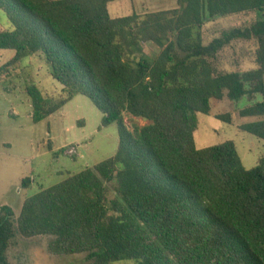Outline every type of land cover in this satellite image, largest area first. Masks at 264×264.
<instances>
[{
    "label": "trees",
    "instance_id": "16d2710c",
    "mask_svg": "<svg viewBox=\"0 0 264 264\" xmlns=\"http://www.w3.org/2000/svg\"><path fill=\"white\" fill-rule=\"evenodd\" d=\"M114 1L0 0L13 27L0 30V51L15 53L6 67L41 54L62 86L47 98L28 88L34 123L81 95L119 135L113 157L27 198L16 222L0 210V264L16 231L83 264H264V158L246 169L233 141L194 140L198 115L225 96L249 101L239 117L256 120L239 129L264 140V0H177L112 18ZM227 17L237 24L206 44V25ZM237 42L255 46L245 71L220 59ZM147 43L161 48L155 59ZM126 115L148 124L131 131Z\"/></svg>",
    "mask_w": 264,
    "mask_h": 264
},
{
    "label": "rangeland",
    "instance_id": "374dc122",
    "mask_svg": "<svg viewBox=\"0 0 264 264\" xmlns=\"http://www.w3.org/2000/svg\"><path fill=\"white\" fill-rule=\"evenodd\" d=\"M176 7L177 0H116L109 4L108 10L112 18H118ZM237 21L238 18L227 17L207 24L204 42L207 44L233 28ZM12 29L0 11V30ZM254 49L253 43L237 42L225 49L220 59L230 70L245 71L251 68ZM143 50L147 57L155 59L161 48L147 43ZM14 54L9 50L0 51V210L11 208L16 222L27 198L113 157L118 150L119 135L116 124L102 126L103 114L81 95L57 113L34 123L28 88L37 86L47 98L59 96L62 86L51 76L43 55L36 54L23 59L18 66L6 67ZM248 105L246 98L230 101L225 96L222 100H213L210 114L197 117L196 147L202 149L233 141L244 167H255L264 158V140L239 129L242 124L256 120L239 117V110ZM221 115H230L232 122L218 119ZM125 123L131 131L134 126L148 124L130 115L125 116ZM26 178L31 180L28 189L22 187ZM48 243V237L27 239L16 231L7 253L9 264H83L84 255L55 256L48 251Z\"/></svg>",
    "mask_w": 264,
    "mask_h": 264
}]
</instances>
